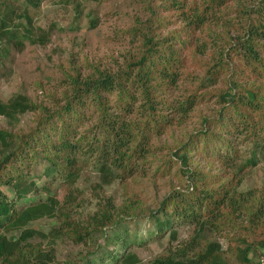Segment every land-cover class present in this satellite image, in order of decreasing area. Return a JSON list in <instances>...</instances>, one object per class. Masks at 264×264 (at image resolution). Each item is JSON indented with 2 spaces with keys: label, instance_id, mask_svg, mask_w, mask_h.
<instances>
[{
  "label": "trees",
  "instance_id": "1",
  "mask_svg": "<svg viewBox=\"0 0 264 264\" xmlns=\"http://www.w3.org/2000/svg\"><path fill=\"white\" fill-rule=\"evenodd\" d=\"M41 2L0 0V63L10 47L21 52L24 41L48 43V34L34 23ZM57 2L71 5L80 15L79 0ZM143 4L147 16L136 17L126 31L134 49L116 70L88 63L86 74L71 68L60 98L49 93L51 107L24 94L0 101V117L9 124L25 115L32 122L26 130L0 129V187H9L14 197L10 201L0 190V264L54 261L51 249L27 243L35 232L26 226L44 217L54 219L53 240L86 247L91 234H103L105 246L110 237L116 239L113 251L101 254L103 248L97 246L82 264H139L128 252L136 236L129 240L125 229L127 221L143 215L136 213L140 202L134 193H125L119 207L110 198L100 199L84 221L74 216L76 190L61 203L50 197L24 208L16 204L39 190L48 192L58 178L73 185L85 167L98 173V188L124 186L127 179L137 184L146 175L149 159H157L154 175L163 176L179 165L189 187L172 188L158 208L146 210L144 218L153 226L148 235L162 238L167 233L173 241L175 225L193 228L189 240L151 264H257L258 256H264V243L257 241V234L264 233V181L259 189L239 191V173L264 163V0ZM94 25L90 21V27ZM167 26L171 28L164 33ZM202 103L216 109L201 116L200 128L160 160L166 147L157 149L152 141L175 127L185 128ZM89 109L96 122L80 131ZM195 153L207 167L211 160L224 162L223 170L213 173L195 166ZM40 161L48 164L44 174L51 179L47 187L37 188L32 170ZM4 231L19 235L8 238ZM207 233L240 245L223 250L218 242L205 239ZM258 251L262 253L254 255ZM97 253L103 257H95Z\"/></svg>",
  "mask_w": 264,
  "mask_h": 264
},
{
  "label": "rangeland",
  "instance_id": "2",
  "mask_svg": "<svg viewBox=\"0 0 264 264\" xmlns=\"http://www.w3.org/2000/svg\"><path fill=\"white\" fill-rule=\"evenodd\" d=\"M79 2L80 15L76 16L71 5L60 4L57 0H42L39 15L34 23L36 27L48 34V43L40 45L24 41L25 46L21 52H17L13 47L9 48V55L4 62L0 63L1 102H6L16 94H24L34 102L51 107L49 93H54L60 98L61 91L66 85L64 79L71 73V68H78L82 74H86L90 72V69L85 63L98 64L100 67L111 70H116L122 65L128 52L134 49L126 31L133 26L136 17L147 16L143 0H79ZM90 21H94V27H90ZM170 28L171 26H167L163 29L164 33ZM216 30L220 29L216 28ZM214 109L216 107L211 103H202L194 108L192 117L188 118L184 124L185 128L175 127L159 139H154L152 144L157 149L166 147L164 155H159L162 156L160 160L170 155V148L176 143L184 142L187 136L193 135V132L201 126L200 117L208 116ZM86 114L91 117L87 116V121L80 131L90 128L96 122L91 109ZM31 125L30 115L20 116L14 125L0 117V129L3 130H26ZM242 156L247 157L248 153L245 152ZM192 160L197 167H207V162L199 154L192 155ZM222 163L224 162L211 160L207 169L213 173L221 172ZM148 164L146 175H142L137 184L127 179L124 186L114 183L99 188L95 187V184L99 182L98 173L91 167H85L80 178L73 185H66L58 178L50 185L48 192L39 190L36 195H28L25 200L19 201L16 207L24 208L30 204L45 202L50 197L61 203L67 194H74L76 190L75 197L79 205L77 209H73L74 216L84 221L96 210L100 199L110 198L113 204L119 207L124 204L125 193H134L140 202V205L136 207V213L143 215L125 224L126 232L131 234H128L129 240L136 236V242L130 245L128 252L136 255L139 264H151L153 260L164 257L168 250L172 249L174 252L177 246L189 240L193 228L191 225H175L177 236L173 241L167 233L162 238L148 235V232L153 230V226L151 221L144 218L148 214L147 211L158 208L162 200L172 192V188L182 190L188 186L186 178L178 169L179 165H173L171 171L161 176L159 173L154 175L158 165L157 159H149ZM47 166L46 162L40 161L33 167L32 175L37 188L48 186L51 178H46L44 174ZM239 177L241 178L239 191L261 188L264 181V163L254 168L243 169ZM0 190L8 196L10 201L14 200L9 187H0ZM53 222V218L44 217L26 226V229L35 232L28 239V244L39 245L43 251L48 249L54 251V261L48 264H82L88 252H92L97 246L103 248L101 254L114 250L116 239L110 237L109 245L105 246V239L101 233L91 234L89 245L86 247L75 246L69 241L53 240L50 237ZM1 234L14 238L19 235V231H4ZM111 235L113 234L109 233V236ZM206 238L218 242L223 250L227 245L235 247L234 245L237 244L218 233H207ZM247 240L252 243L251 237ZM257 241L264 243V233L257 234ZM261 253L258 251L254 255ZM98 256H101L100 253L95 255V257ZM107 261L108 258L105 259V263Z\"/></svg>",
  "mask_w": 264,
  "mask_h": 264
},
{
  "label": "built area",
  "instance_id": "3",
  "mask_svg": "<svg viewBox=\"0 0 264 264\" xmlns=\"http://www.w3.org/2000/svg\"><path fill=\"white\" fill-rule=\"evenodd\" d=\"M257 260V264H264V256L259 255Z\"/></svg>",
  "mask_w": 264,
  "mask_h": 264
}]
</instances>
